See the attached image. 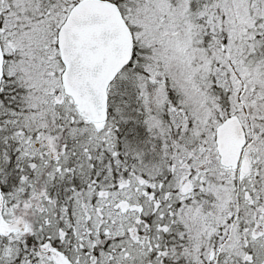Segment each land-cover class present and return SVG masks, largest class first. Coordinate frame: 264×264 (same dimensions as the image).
I'll return each instance as SVG.
<instances>
[{"label": "rangeland", "instance_id": "rangeland-1", "mask_svg": "<svg viewBox=\"0 0 264 264\" xmlns=\"http://www.w3.org/2000/svg\"><path fill=\"white\" fill-rule=\"evenodd\" d=\"M44 1L0 0V37L6 60L0 94V181L8 186L7 217H22L28 227L20 236L0 237V264L45 263L41 252L50 245V225H45L50 222L46 209L50 195L40 186L12 180L6 172L34 170L39 172L36 179L45 184L42 172L47 170H41L43 162L38 159L48 149L51 130L57 137L67 132L89 153L104 158L115 150L113 142L124 140L125 132L128 137L134 130L149 134L147 145L143 141L134 148L144 178H118L116 186L123 181L128 186L111 191L102 199L111 203L95 212L97 220L102 217L103 232L122 233L133 221L145 219L135 210H116L118 198L137 203L141 192L153 196L155 187H177L181 197L180 186L191 179L188 200H177L173 220L183 225L177 236L182 233L184 241L194 242L192 250L201 254L199 263L207 264L214 252L219 264H264V0H119L143 61L139 73L124 83L130 91L125 103L116 107L114 117L100 131L86 125L61 93L56 34L77 0H48L49 8ZM210 85L212 91L221 87L217 98L216 93H208ZM209 112L214 114L213 122L207 120ZM232 113L247 130L243 160L252 166L248 172L242 166L226 170L219 163L215 128ZM175 126H181V131ZM163 138L170 141L159 146ZM175 138L181 141L177 158ZM123 148L130 151L129 144ZM25 156L34 160L28 163ZM17 162H21L19 167ZM46 177L49 186L50 174ZM67 186L57 191L64 192ZM23 201L26 207L13 203ZM143 203L150 207L148 198ZM158 210L155 216L146 211L149 219H157ZM90 212L79 206L72 211L73 219L64 215L63 221L74 226L83 221L86 231ZM137 234L146 233L132 235ZM165 239L168 245L172 243L171 236ZM131 255L146 260L137 252ZM122 256V252L115 255ZM108 257L103 250L102 262Z\"/></svg>", "mask_w": 264, "mask_h": 264}, {"label": "flooded vegetation", "instance_id": "flooded-vegetation-1", "mask_svg": "<svg viewBox=\"0 0 264 264\" xmlns=\"http://www.w3.org/2000/svg\"><path fill=\"white\" fill-rule=\"evenodd\" d=\"M199 111L204 114L201 110ZM175 115L177 117V113H175ZM207 120H209V122L214 121L213 112L207 113ZM87 124L93 126L97 131H100L104 129L106 123H101L99 127H97L96 124ZM176 128L178 132L182 129L181 126H177ZM51 132L50 161H48L49 170H47L46 173L42 172V175L45 174L47 176L50 174L49 192L47 193V195H50L47 201L50 202L46 207V209L50 210V245L48 246V248H50V253L48 252V248L44 250L45 253L41 252L43 257H45L44 264H58L54 258L53 251L62 252L71 264H200L197 259L201 254L198 253V251L192 250L194 248V242L192 240L184 241L183 237H181L182 233L179 237L177 236L179 228L183 232V225L173 220V209L177 200L187 202L188 198L186 194L190 193L192 188L187 193H184L180 186V195H184L180 197L177 194L179 193V188L177 187L175 189L169 187H152L151 194L153 196H150L146 192H141V196L139 197L140 202L137 203H133L132 200L125 197L118 198L114 204L116 210L121 213L135 210L139 214L143 213V217L145 216L143 222L133 221V225L125 228V231L122 233H108L110 232L109 230L105 231L107 233L103 232L102 217H100L99 220L95 218L96 211L101 212L102 209L105 210L104 207L111 203L110 201L102 203L103 198H107L109 193L115 189L128 186V183L125 181L122 182V185L116 186L115 184L118 178L120 179L125 175L126 178H130L132 181H137V179L140 181L146 175V173L139 168L138 162L140 158H136L134 148L137 147L138 149L143 141L147 145L146 142L150 140L148 133L142 134L140 130H134V132H132V136H130L131 143L129 142L130 151L128 152L126 158L127 164L125 166L124 163H122V157L118 153V147L122 140H117V144L113 142L112 146L113 148L115 147V150H112V153H108L104 158L103 156L101 157L99 153L97 155L89 153L88 151L90 150H87L85 146H71L70 137L67 135V132L63 134L58 133L59 137L54 136V130H51ZM143 138L145 139L143 140ZM163 139L164 140H159V146H161V143L165 142V140L168 143L170 141V139ZM171 142L173 141L171 140ZM180 142L181 141H177L175 138L174 143L176 148L174 154L180 153ZM107 144L108 142L105 141V145ZM55 152L57 153L56 155ZM26 158L28 159V163L34 160L33 158L29 159L27 156ZM19 165H21V162L17 167H19ZM119 168L121 169L119 170ZM174 168H176V166ZM120 171L123 173H120ZM6 173L12 180H20V182L25 185L34 184L36 187H39L38 185L42 184L38 178L36 179L39 172L34 170L20 172L10 171ZM160 174H162L161 177L164 178V173L159 172L158 175ZM0 183L4 194L6 210L9 206L8 186L6 182L0 181ZM103 183H105V185H103ZM65 184L68 185L66 191H57L59 187ZM147 198L150 207L146 208V204L143 203V200L147 201ZM13 203L26 207L24 201ZM79 206L82 208V211H91L88 213L87 218V220H91V224H88V230L86 231H83L85 222L82 220V224L78 222V225L75 226L66 224L63 221L64 218L67 220L73 219L74 215L72 211L78 209ZM156 208L161 210L160 212L158 210L156 213V215L158 214V218L149 219V215L146 211L151 210L152 213L150 215L155 216L153 212ZM64 215H66V217L63 218ZM141 225L142 227L144 226L142 231L146 234L132 235L136 231L142 232ZM69 230H71V233H69ZM20 235L19 233H13L3 238H12ZM156 236H158L157 240ZM168 236H171L172 240L170 245L165 242V238ZM103 250L109 254L105 262H102L100 259L102 258ZM131 251L137 252L140 256H145V262H142L139 258H133ZM121 252L123 256L121 258H116L115 255ZM209 258L210 261L212 260L210 264H219V258L215 257L214 252L210 253ZM208 262L207 264H209Z\"/></svg>", "mask_w": 264, "mask_h": 264}, {"label": "water", "instance_id": "water-1", "mask_svg": "<svg viewBox=\"0 0 264 264\" xmlns=\"http://www.w3.org/2000/svg\"><path fill=\"white\" fill-rule=\"evenodd\" d=\"M58 47L64 64L62 82L66 93L89 120H105L108 86L131 61L134 51L132 31L117 3L78 1L58 31ZM3 60L0 43V83ZM216 143L221 163L236 168L246 143L245 129L238 116H230L217 126ZM189 186L190 182H185L183 190ZM14 230L24 231L25 225L19 220H5L0 190V232L8 235ZM53 252L59 264H70L63 253Z\"/></svg>", "mask_w": 264, "mask_h": 264}, {"label": "trees", "instance_id": "trees-1", "mask_svg": "<svg viewBox=\"0 0 264 264\" xmlns=\"http://www.w3.org/2000/svg\"><path fill=\"white\" fill-rule=\"evenodd\" d=\"M114 1H117L119 4H120V6H121V3L119 2V0H114ZM139 50L138 49H136V54H135V58H134V60H133V62L129 65V67L127 68V69H129V73L128 74H130V72H131V76H129V75H127L126 73L128 72V70H127V72H124L123 74H122V79H123V81H121L122 79H120L118 82H116L114 85H112L111 86V88H110V91H109V97H110V99H109V107H110V112H111V117H114V113H115V111H114V109L116 110V107L117 106H122V103H125V101H126V97H128V95H127V93L128 94H130L129 92L130 91H128V89L126 90V87L124 86V83L125 82H128L129 83V80H131V79H133V77H135V76H133V75H135V74H137V73H139V69L142 67V61H143V59L142 58H140V56H139V52H138ZM133 66H134V69H131V68H133ZM133 70H134V72H133ZM141 72V71H140ZM127 75V76H126ZM130 78V79H129ZM132 82V81H131ZM167 82V81H166ZM121 83H123V87H122V84ZM215 92L214 93H216L217 94V92L219 91V88H218V90L217 89H215L214 90ZM2 94H3V92H2ZM219 95H220V92H219ZM218 95V96H219ZM222 103H223V99H222ZM113 114V115H112ZM219 115L216 113V117H218ZM122 125V124H121ZM120 129V128H119ZM120 133H121V135H122V133H123V131H120ZM122 137V136H121ZM66 138H68V137H66ZM122 138H124V140H122L121 141V143H120V145H119V154H120V156L122 157L121 158V160H122V162L124 163V164H126L127 163V161H126V158H127V156H128V152H126V150L123 148L124 147V145L125 146H127L128 144L130 145V143H129V139H131L130 137H128V134H127V132H125L124 133V137H122ZM70 143H71V146H84L83 144H81L79 141H77L76 139H74V138H71L70 137ZM123 145V146H122ZM13 152H15V150L13 149ZM13 154V153H12ZM41 156V155H40ZM37 157V156H36ZM35 157V158H36ZM39 162H43L44 160H43V158H41V157H39ZM18 161H21V159H19ZM45 165H46V163H44L43 162V165H42V167H41V170H42V168L44 169V168H46V170H49V168L48 167H45ZM11 168V167H10ZM10 168H8V169H10ZM121 168H119V170H120ZM10 170H12V169H10ZM44 178H46V179H44L45 181H46V183L44 184V186L46 187V190H47V193L49 192V186H48V184H47V177L46 176H44ZM48 212V211H47ZM46 212V213H47ZM50 225V222L48 223H45V225Z\"/></svg>", "mask_w": 264, "mask_h": 264}]
</instances>
